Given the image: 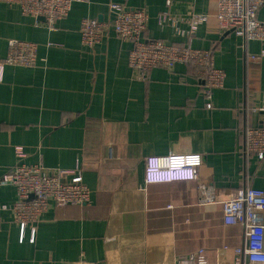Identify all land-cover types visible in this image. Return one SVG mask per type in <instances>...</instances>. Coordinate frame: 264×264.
Wrapping results in <instances>:
<instances>
[{
    "label": "crops",
    "instance_id": "crops-1",
    "mask_svg": "<svg viewBox=\"0 0 264 264\" xmlns=\"http://www.w3.org/2000/svg\"><path fill=\"white\" fill-rule=\"evenodd\" d=\"M110 2L144 8L145 36L187 43L189 25L160 14H206L191 40L211 48L224 70L222 88L205 106L204 82L193 65L133 76L131 44L114 32L94 48L81 43L83 17L108 19ZM218 0H87L46 24L0 1V60L8 40L38 44L34 66H5L0 81V179L19 159L46 170L83 166L88 204L52 206L22 238L9 209L12 186H0V264H177L194 253L242 264L244 228L226 225L220 202L203 204L200 184L218 200L247 185L264 190V159L243 154L245 130L264 124V43L220 28ZM264 22V4L258 11ZM259 56L253 59L251 56ZM197 154L195 180L147 183L145 158Z\"/></svg>",
    "mask_w": 264,
    "mask_h": 264
},
{
    "label": "built area",
    "instance_id": "built-area-1",
    "mask_svg": "<svg viewBox=\"0 0 264 264\" xmlns=\"http://www.w3.org/2000/svg\"><path fill=\"white\" fill-rule=\"evenodd\" d=\"M18 4L23 14L36 18L43 17L49 27L57 20L67 17L75 4L87 0H0ZM264 0H218L217 14L220 28L244 36L249 40L264 43V22L258 18V11ZM161 20H173L189 25L187 43H167L145 36L149 15L144 8H130L117 2H110L108 19L99 20L83 17L80 23L81 43L94 48L106 34L114 32L121 40L131 44L128 63L133 76L145 79L154 68L172 71L176 64L193 65L204 82L205 106L213 108V92L222 88L226 74L215 64L213 49L195 48L191 40L200 24L207 21L206 14L193 13L189 17L160 14ZM264 54V50L262 52ZM253 59L259 56L252 55ZM38 62V44L18 38L8 40L7 55L0 60V81L5 66L30 67ZM243 154L264 159V124L245 130ZM19 162L0 179V186H12L16 200L9 209L14 222L22 231V238L30 230V242L36 239L37 223L52 206L70 204L85 205L91 200V190L85 183L81 162L73 169H55L48 172L41 159L29 164L23 162L27 154L23 146H15ZM200 157L197 154H167L145 158V180L147 183L195 180L198 178ZM203 204L220 202L223 221L226 225H240L244 228V261L242 264H264V190L247 185L233 190L227 197L218 200L205 184H200ZM177 264H219L211 262L198 252L180 259Z\"/></svg>",
    "mask_w": 264,
    "mask_h": 264
},
{
    "label": "water",
    "instance_id": "water-1",
    "mask_svg": "<svg viewBox=\"0 0 264 264\" xmlns=\"http://www.w3.org/2000/svg\"><path fill=\"white\" fill-rule=\"evenodd\" d=\"M42 19H44V18L42 17Z\"/></svg>",
    "mask_w": 264,
    "mask_h": 264
}]
</instances>
